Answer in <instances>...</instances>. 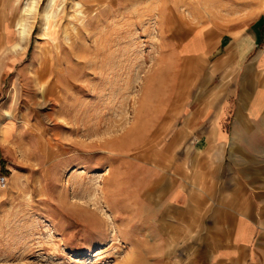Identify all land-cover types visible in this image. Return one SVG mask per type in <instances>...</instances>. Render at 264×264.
<instances>
[{
    "label": "rangeland",
    "instance_id": "1",
    "mask_svg": "<svg viewBox=\"0 0 264 264\" xmlns=\"http://www.w3.org/2000/svg\"><path fill=\"white\" fill-rule=\"evenodd\" d=\"M50 3L0 11V264H183L178 220L166 247L137 242L163 200L148 173L180 171L173 142L183 103H196L183 91L212 88L179 49L203 26L189 49L211 50L222 21L233 27L264 0ZM20 19L31 27L24 42ZM101 209L121 214L118 232ZM253 249L242 264H264V244Z\"/></svg>",
    "mask_w": 264,
    "mask_h": 264
},
{
    "label": "crops",
    "instance_id": "2",
    "mask_svg": "<svg viewBox=\"0 0 264 264\" xmlns=\"http://www.w3.org/2000/svg\"><path fill=\"white\" fill-rule=\"evenodd\" d=\"M10 2L0 0V11ZM221 24L211 50L189 49L203 26L180 46L186 66L206 67L212 88L183 91V101L196 103H183L173 142L180 171L146 184L158 195L163 188V200L157 220L139 226L149 234L138 243L166 247L178 220L183 264H242L260 255L253 245L264 244V11ZM10 29L4 25L5 39ZM158 258L168 256L159 251Z\"/></svg>",
    "mask_w": 264,
    "mask_h": 264
},
{
    "label": "bare ground",
    "instance_id": "3",
    "mask_svg": "<svg viewBox=\"0 0 264 264\" xmlns=\"http://www.w3.org/2000/svg\"><path fill=\"white\" fill-rule=\"evenodd\" d=\"M55 0H51V3H50V7L52 6L53 2ZM28 5V4H27ZM81 5V4H79ZM33 9V8H32ZM49 11V10H48ZM48 11L46 13V17H47V14H48ZM82 13V12H81ZM47 25V24H46ZM17 26L19 27L18 31H19V35H20V38H21V41L24 42L26 40H28L29 36L31 35L30 32H31V27L29 26L28 22H23V21H20L18 22ZM17 31V32H18ZM46 92V91H45ZM48 99V95L45 93V100ZM57 102H59V99H55ZM56 102V103H57ZM39 137L43 138L44 136L43 135H39ZM105 143H109V142H105ZM149 177L147 178V181L145 182V185L150 181V180H153V179H157L155 178L153 175H151L150 173H148ZM159 181L163 182L164 181V177L161 178ZM160 191H163V188H160L159 192ZM104 195V194H103ZM105 200H107V198L105 197ZM100 203L98 202V205ZM106 204L107 206L110 208V204L106 201ZM102 210V209H101ZM111 214L109 215L108 212H104L102 210V213H103V216H106L108 217L109 220H111V223H109L108 221L106 222V227H107V230L109 231L110 229L113 230L114 232H118L119 230V226H118V222L120 221L119 218H120V213L117 211V210H110L109 211ZM106 219V218H105ZM108 223V224H107ZM100 232V231H99ZM120 233V232H119Z\"/></svg>",
    "mask_w": 264,
    "mask_h": 264
},
{
    "label": "built area",
    "instance_id": "4",
    "mask_svg": "<svg viewBox=\"0 0 264 264\" xmlns=\"http://www.w3.org/2000/svg\"><path fill=\"white\" fill-rule=\"evenodd\" d=\"M8 182V178L6 176H0V187L5 188Z\"/></svg>",
    "mask_w": 264,
    "mask_h": 264
}]
</instances>
